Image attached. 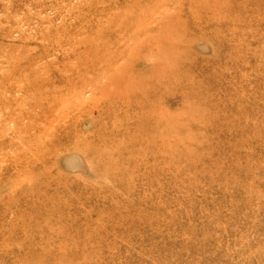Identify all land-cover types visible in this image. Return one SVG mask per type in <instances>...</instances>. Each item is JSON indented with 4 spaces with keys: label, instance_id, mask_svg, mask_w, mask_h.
I'll return each mask as SVG.
<instances>
[{
    "label": "rangeland",
    "instance_id": "rangeland-1",
    "mask_svg": "<svg viewBox=\"0 0 264 264\" xmlns=\"http://www.w3.org/2000/svg\"><path fill=\"white\" fill-rule=\"evenodd\" d=\"M0 264H264V0H0Z\"/></svg>",
    "mask_w": 264,
    "mask_h": 264
},
{
    "label": "bare ground",
    "instance_id": "bare-ground-1",
    "mask_svg": "<svg viewBox=\"0 0 264 264\" xmlns=\"http://www.w3.org/2000/svg\"><path fill=\"white\" fill-rule=\"evenodd\" d=\"M57 144V143H56Z\"/></svg>",
    "mask_w": 264,
    "mask_h": 264
}]
</instances>
